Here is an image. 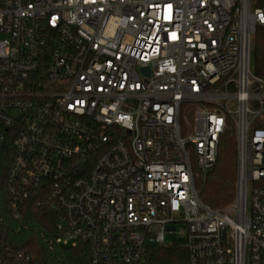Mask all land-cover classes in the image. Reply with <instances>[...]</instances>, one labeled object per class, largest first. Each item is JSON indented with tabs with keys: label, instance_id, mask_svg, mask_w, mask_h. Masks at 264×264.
Instances as JSON below:
<instances>
[{
	"label": "built area",
	"instance_id": "obj_1",
	"mask_svg": "<svg viewBox=\"0 0 264 264\" xmlns=\"http://www.w3.org/2000/svg\"><path fill=\"white\" fill-rule=\"evenodd\" d=\"M258 28L259 0H0L14 218L29 204L55 212L53 243L84 245L87 264H264ZM229 122L237 193L217 209L195 178ZM0 264L44 263L0 241Z\"/></svg>",
	"mask_w": 264,
	"mask_h": 264
},
{
	"label": "trees",
	"instance_id": "obj_2",
	"mask_svg": "<svg viewBox=\"0 0 264 264\" xmlns=\"http://www.w3.org/2000/svg\"><path fill=\"white\" fill-rule=\"evenodd\" d=\"M252 64L254 72L264 77V33L260 28L254 38ZM237 170L236 129L234 124L229 122L220 137L218 155L212 168L205 178H195L201 200L217 209H223L233 203L237 193ZM20 214L21 218H14L9 198L0 182V241L15 249L27 251L44 264H87L84 245L67 248L53 243L58 223L55 212L40 211L36 206L29 204L21 209Z\"/></svg>",
	"mask_w": 264,
	"mask_h": 264
},
{
	"label": "rangeland",
	"instance_id": "obj_3",
	"mask_svg": "<svg viewBox=\"0 0 264 264\" xmlns=\"http://www.w3.org/2000/svg\"><path fill=\"white\" fill-rule=\"evenodd\" d=\"M255 3H256V0H252V6H254ZM252 53H253V51H252ZM252 66H253V64H252ZM169 241H170V237H167L166 243H168Z\"/></svg>",
	"mask_w": 264,
	"mask_h": 264
},
{
	"label": "water",
	"instance_id": "obj_4",
	"mask_svg": "<svg viewBox=\"0 0 264 264\" xmlns=\"http://www.w3.org/2000/svg\"><path fill=\"white\" fill-rule=\"evenodd\" d=\"M259 5L264 7V0H259Z\"/></svg>",
	"mask_w": 264,
	"mask_h": 264
}]
</instances>
